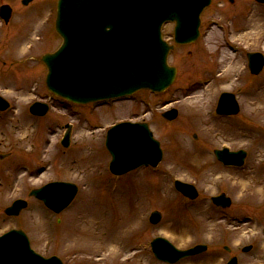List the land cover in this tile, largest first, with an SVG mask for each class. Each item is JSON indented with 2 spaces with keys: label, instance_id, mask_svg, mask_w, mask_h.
<instances>
[{
  "label": "rangeland",
  "instance_id": "rangeland-1",
  "mask_svg": "<svg viewBox=\"0 0 264 264\" xmlns=\"http://www.w3.org/2000/svg\"><path fill=\"white\" fill-rule=\"evenodd\" d=\"M21 1L0 0V5L11 8L8 22L0 20V96L10 105L0 115V155L10 154L0 160V235L21 230L30 248L43 258L56 257L62 264H96L95 260L109 254V248L93 257L83 245L74 244L71 236L77 211L84 209L105 214L103 234L111 233L124 219L135 216L141 221L118 255L108 257L105 264H159L149 248L155 238L178 250L206 247L202 254L180 264H225L231 256L238 264H264V178L260 176L264 173V123L258 116L248 115V96H264V67L256 77L244 73V53L264 57V36L256 39L253 35L259 31L254 22L264 21V6L254 0H233L234 5L229 0H212L201 14L198 40L169 56L177 76L167 91L138 92L128 100L91 107L61 103L45 88L46 69L40 57L54 52L61 43L53 28L56 0H32L25 6ZM249 6L247 20L241 18L244 15L235 16ZM172 29L170 24L162 27L168 42ZM248 33H252L250 39ZM230 45L237 52L230 51ZM234 62H240V74L217 79ZM207 77L209 88H200L199 81ZM221 92L236 96L240 109L236 118L214 116ZM34 102L49 105L41 119L28 113ZM171 109L178 116L167 122L161 114ZM123 121L148 125L159 143L162 161L155 169H138L115 182L108 174L110 156L104 139L112 124ZM20 123L28 126L27 133L20 130ZM66 124L71 127L70 146L63 149L59 141ZM222 147L245 151L243 167L225 168L217 163L212 150ZM212 162L217 165L208 167ZM89 163V169L81 168ZM166 169L170 173H164ZM174 180L193 185L197 200L182 198L173 188ZM54 181L78 188L71 205L59 215L28 196L30 190ZM244 184L252 188L244 190ZM220 193L231 200L225 211L210 202ZM15 200L25 201L26 209L17 217L5 216L3 210ZM153 211L161 214L155 226L148 223ZM185 227L193 236L181 241ZM212 228L213 239H205L203 231ZM245 246H251V251L242 253Z\"/></svg>",
  "mask_w": 264,
  "mask_h": 264
},
{
  "label": "water",
  "instance_id": "water-1",
  "mask_svg": "<svg viewBox=\"0 0 264 264\" xmlns=\"http://www.w3.org/2000/svg\"><path fill=\"white\" fill-rule=\"evenodd\" d=\"M29 1L24 0L23 4ZM209 4L210 0H58L55 31L62 43L56 52L41 58L47 69L48 91L79 104L127 96L138 90L164 91L173 82L175 69L166 64L170 47L161 41V25L165 21L175 23L176 43L193 42L198 36L199 15ZM0 15L7 21L9 8H1ZM247 58L251 73L258 74L264 64L262 56L249 54ZM233 104L230 102V106ZM6 107L0 98V110ZM225 107L229 108L228 104L221 106ZM30 112L42 116L47 106L34 104ZM163 117L172 120L176 112H167ZM68 136L62 141L64 147L68 145ZM105 146L112 157L110 171L116 175L142 164L156 166L161 159L159 145L145 124L113 127L107 133ZM215 155L225 164L240 166L245 153L223 150ZM175 187L190 199L196 197L191 186L176 182ZM75 194L74 185L63 183L50 184L30 193L54 212L63 210ZM212 202L223 208L230 204L223 195L213 198ZM25 207V202L16 201L5 213L16 216ZM159 220L157 212L150 217L152 224ZM150 246L158 260L169 264L205 250L197 246L178 251L161 238L154 239ZM0 264L61 262L55 257L38 256L30 249L23 232L11 230L0 237ZM227 264H236V260L233 258Z\"/></svg>",
  "mask_w": 264,
  "mask_h": 264
},
{
  "label": "bare ground",
  "instance_id": "bare-ground-1",
  "mask_svg": "<svg viewBox=\"0 0 264 264\" xmlns=\"http://www.w3.org/2000/svg\"><path fill=\"white\" fill-rule=\"evenodd\" d=\"M254 26L257 28L253 33L256 39H262L264 36V21L261 22H254ZM252 23L250 27H252ZM250 31V30H249ZM252 33H248L246 38L250 39ZM235 63V64H234ZM234 65H229L227 69L223 70L220 75V79H228L232 76L241 72L240 62H234ZM209 88V87H208ZM207 89V88H206ZM264 95V92L262 93ZM249 108L250 114L255 118L258 116L262 122L264 123V96L259 98V95H255L254 97L249 96ZM19 128L21 131L27 133L28 126L25 123H20ZM91 163L87 166H83L84 170L90 168ZM77 167V165H75ZM164 171V173L170 172ZM210 175V174H208ZM264 178V173L260 175ZM208 182L210 181V176L205 178ZM164 189H167L166 186H163ZM252 187L251 185L244 184V190H250ZM251 193V192H250ZM78 218L75 219V228L72 231L73 242L76 245H83L87 252L93 257L100 256L105 250L109 248V254L103 255L102 258H98L95 260L96 264H105L107 263V259L110 256H117L118 253L121 251V248L125 244V240L135 232V228L141 224L140 219L133 216V220L124 219L119 226L113 230L111 233H100L103 228V224L105 223L106 217L102 211H84L79 210L77 211ZM181 241L185 239H189V237L193 236L192 230L188 227L183 229ZM203 233L205 234L204 238L210 237L213 239L214 237V228L212 230H204Z\"/></svg>",
  "mask_w": 264,
  "mask_h": 264
},
{
  "label": "flooded vegetation",
  "instance_id": "flooded-vegetation-1",
  "mask_svg": "<svg viewBox=\"0 0 264 264\" xmlns=\"http://www.w3.org/2000/svg\"><path fill=\"white\" fill-rule=\"evenodd\" d=\"M228 3H230L231 5H234V3L235 2H233V0H229L228 1ZM245 5L247 6L248 5V2L246 1L245 2ZM246 12H247V8H244L243 9V7L241 8V11L240 12H237L236 14H235V16H239V17H241L242 15H244V17L242 16L241 18H243L244 20H246L245 18H247L246 17ZM234 18H236V17H234ZM169 43H172V41H171V36L169 37ZM180 46H174V49H173V51H172V53H174L176 50H177V48H179ZM232 77H234V76H232ZM232 77H230V78H232ZM234 117H232V116H228V117H224L223 119H227V120H229V119H233ZM214 164H216L215 162H212L211 164H210V166H208V167H211L212 165H214ZM217 165V164H216ZM213 168V167H212Z\"/></svg>",
  "mask_w": 264,
  "mask_h": 264
}]
</instances>
